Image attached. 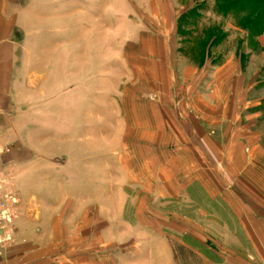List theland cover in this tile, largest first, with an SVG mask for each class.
Segmentation results:
<instances>
[{"label": "rangeland", "instance_id": "rangeland-1", "mask_svg": "<svg viewBox=\"0 0 264 264\" xmlns=\"http://www.w3.org/2000/svg\"><path fill=\"white\" fill-rule=\"evenodd\" d=\"M251 2L260 12L257 25L264 27V0ZM231 3L75 0V8L80 7L79 79L85 84L80 97L86 120L92 89L99 95L96 107H90L97 120L96 146L118 141L122 115L129 117L128 130L134 131L133 110L146 112L142 104L161 98L156 85L166 87L169 75L180 103L179 118L174 122L170 116L161 154L146 156L152 162H147V171L139 170L137 181L96 187L95 195L86 186L65 187L62 237L48 249L49 259L64 264H253L248 249L258 236L251 228L264 220V69L255 76L260 64L250 65V58L253 52L261 54L257 33L262 29L249 32L239 25L244 14L219 10ZM142 34L143 49L137 50ZM206 57L213 69L204 76L197 68ZM151 61L157 81L147 71ZM141 66L146 73L137 86L135 70ZM254 78L256 87L248 90ZM233 101L240 105L238 111L230 109ZM254 102L255 118L249 109ZM206 103L212 110L202 111ZM149 124L140 122L138 130L152 132ZM174 131L177 136L171 139ZM147 137L149 145L151 134ZM135 145L133 139V149ZM162 146L176 153L191 150L183 162L190 160L192 169L181 163L185 154L176 155L180 159L174 169L172 153ZM219 146L229 152L217 155ZM138 158L134 154L131 160ZM233 158L250 166L232 170Z\"/></svg>", "mask_w": 264, "mask_h": 264}, {"label": "crops", "instance_id": "crops-1", "mask_svg": "<svg viewBox=\"0 0 264 264\" xmlns=\"http://www.w3.org/2000/svg\"><path fill=\"white\" fill-rule=\"evenodd\" d=\"M80 22V7L75 8V0H0V200L9 204L7 211L0 214V264H64L62 259H49L47 251L62 237L60 218L65 187L86 186L95 195L96 187L117 186L122 180L125 185L137 181L139 172L147 171V162H152L146 156L161 154L159 146L170 133L169 121L178 122L176 113L180 103L172 92L173 78L169 75L166 87L161 83L156 85L163 92L161 98L142 104L146 112L133 110L134 131L128 130L129 117L122 115L118 118V141L96 146L97 120L90 114V107H96L94 98L99 95L92 89L87 120L83 114L86 106L80 97V90L85 87L79 79ZM143 39V34L137 38L135 49H143ZM258 42L261 54L253 52L250 58V65L260 64L258 72H253L255 76L264 69V33ZM208 58L197 68L204 76L213 69L208 68ZM111 59L110 53L109 65ZM150 64L153 62L148 63L147 71L157 81L160 78ZM135 71L139 86L146 70L141 66ZM251 81L248 90L256 87L255 78ZM169 89L167 94L165 91ZM204 107L212 110L208 103L202 111ZM255 107L254 102L249 108L251 114ZM236 108L238 111L240 105L233 101L230 109ZM251 116L255 118V112ZM188 117L192 120L191 115ZM144 121L150 123L152 132L138 130L137 124ZM108 127L105 125V129ZM173 133L169 134L171 139L177 136L176 131ZM148 134H151L149 145L144 140H148ZM162 148L168 155L172 153L169 163L174 169L180 159L177 154H185L181 163L192 169L190 160L183 162L191 150L181 149L182 152L176 153L169 146ZM215 151L224 155L228 150L219 146ZM232 151L231 154L235 153ZM236 152L241 154L239 150ZM134 154L140 156L134 159L135 163L131 160ZM232 160V170L246 166ZM249 166L248 163L246 167ZM248 231L258 236V242L248 249L250 259L253 264H264V220L261 226ZM202 262L206 264L207 260Z\"/></svg>", "mask_w": 264, "mask_h": 264}, {"label": "trees", "instance_id": "trees-1", "mask_svg": "<svg viewBox=\"0 0 264 264\" xmlns=\"http://www.w3.org/2000/svg\"><path fill=\"white\" fill-rule=\"evenodd\" d=\"M229 1H232V3L229 5L228 8L223 7L222 9L219 7V10H221L223 13L232 12V13H237V14L239 13L244 14L246 18L245 19L243 18L239 22V25H241L244 29L252 33L253 31L255 32V29H258V28L262 29L259 33H257V36H260L264 33V27H260L256 23V20L259 17L260 12L256 11L254 3L250 4L251 1H258V0H229ZM202 46H204V44ZM200 56H201V60H203L202 59L204 57L203 52H201Z\"/></svg>", "mask_w": 264, "mask_h": 264}, {"label": "built area", "instance_id": "built-area-1", "mask_svg": "<svg viewBox=\"0 0 264 264\" xmlns=\"http://www.w3.org/2000/svg\"><path fill=\"white\" fill-rule=\"evenodd\" d=\"M8 203H5L4 201L0 200V214H4V212L7 211Z\"/></svg>", "mask_w": 264, "mask_h": 264}]
</instances>
